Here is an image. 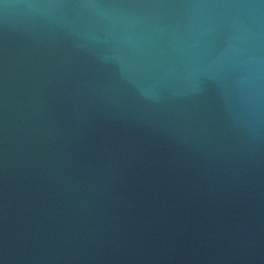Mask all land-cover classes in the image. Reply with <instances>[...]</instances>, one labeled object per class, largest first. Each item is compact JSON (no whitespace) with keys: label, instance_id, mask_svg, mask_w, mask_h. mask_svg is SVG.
Masks as SVG:
<instances>
[{"label":"water","instance_id":"1","mask_svg":"<svg viewBox=\"0 0 264 264\" xmlns=\"http://www.w3.org/2000/svg\"><path fill=\"white\" fill-rule=\"evenodd\" d=\"M0 264H264V0H0Z\"/></svg>","mask_w":264,"mask_h":264}]
</instances>
